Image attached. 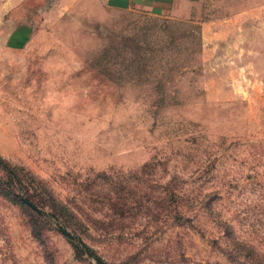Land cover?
<instances>
[{
	"label": "rangeland",
	"instance_id": "1",
	"mask_svg": "<svg viewBox=\"0 0 264 264\" xmlns=\"http://www.w3.org/2000/svg\"><path fill=\"white\" fill-rule=\"evenodd\" d=\"M0 156V264H264V0H0Z\"/></svg>",
	"mask_w": 264,
	"mask_h": 264
},
{
	"label": "crops",
	"instance_id": "2",
	"mask_svg": "<svg viewBox=\"0 0 264 264\" xmlns=\"http://www.w3.org/2000/svg\"><path fill=\"white\" fill-rule=\"evenodd\" d=\"M127 5L129 3H138L144 5H167L176 0H122Z\"/></svg>",
	"mask_w": 264,
	"mask_h": 264
},
{
	"label": "trees",
	"instance_id": "3",
	"mask_svg": "<svg viewBox=\"0 0 264 264\" xmlns=\"http://www.w3.org/2000/svg\"><path fill=\"white\" fill-rule=\"evenodd\" d=\"M1 156H0V160H1ZM22 201L26 202L30 207L35 208V206L28 200H26L25 198H21ZM88 255L91 256L94 261L95 264H110L108 262H106L101 256H99L98 254L94 253L93 251H87Z\"/></svg>",
	"mask_w": 264,
	"mask_h": 264
},
{
	"label": "water",
	"instance_id": "4",
	"mask_svg": "<svg viewBox=\"0 0 264 264\" xmlns=\"http://www.w3.org/2000/svg\"><path fill=\"white\" fill-rule=\"evenodd\" d=\"M61 231L64 232L65 234H67L68 236L70 235V234L66 231V229H64V228H61Z\"/></svg>",
	"mask_w": 264,
	"mask_h": 264
}]
</instances>
